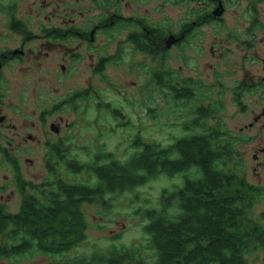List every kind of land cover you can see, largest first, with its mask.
Segmentation results:
<instances>
[{
	"label": "flooded vegetation",
	"instance_id": "obj_1",
	"mask_svg": "<svg viewBox=\"0 0 264 264\" xmlns=\"http://www.w3.org/2000/svg\"><path fill=\"white\" fill-rule=\"evenodd\" d=\"M145 1L95 0L102 8V20L91 27L76 26L73 19L67 21L65 17L73 12L72 9H67L62 14L50 13L51 18L45 17L48 13L39 12L38 20L29 24L16 16L15 21L9 20L8 31L16 38L17 45L0 47V211L2 208L8 211L7 204L3 201V193L20 196V211L25 196L32 197L48 190L50 154L57 148L64 151L68 146L62 136L61 126L65 122L60 113L65 109L77 112L87 98L98 100L100 96L91 84L98 78L108 83L111 79L109 70L114 64L120 66L128 76H136L139 80L145 78V59H148L155 66L150 77L152 82L170 91L171 97L176 98L175 90L185 82L200 84L201 91L198 94L202 100H209L210 88L193 76H181L176 70L165 68V62L170 52L183 51L184 46L199 47L203 54L210 32L213 38L222 42L219 58L227 68L223 74L231 76L232 79V82L218 81L214 89H217L216 99L219 102L222 127L236 137L234 145L238 160L235 168L241 182L240 189L246 187L251 192L259 191L264 194V186L248 181L250 171L254 176H264V146L260 145L252 154V168L242 151L243 147L254 141L246 135V131L264 118V110L259 115H254L256 101L259 99L264 103V57L261 54L264 47V0H181L186 6L185 23L177 31H173L171 25L167 31L154 24L151 20L152 11L142 10ZM153 1L156 3L154 8L157 14L167 13V4L170 8L177 7L176 0H164V5L162 0ZM120 6L125 8L126 15ZM230 7L234 8V25L227 28L226 17ZM118 21H123L128 30L125 43L113 52L111 43L114 40L110 32L118 29ZM12 24L19 25L13 27ZM100 36L103 37V46L98 45ZM211 52L214 55L213 46ZM84 60L90 62L91 76L87 80L90 86L75 88L66 96L62 91L63 87L73 67L81 66ZM35 81L58 86L52 94L56 101L40 117L42 124L46 128L49 126L50 130L43 140V162L47 176L41 182L34 181L31 172L33 160L29 158L31 144L38 142L32 133L34 125L31 121ZM228 95L241 116L253 117V122H242L243 125L237 131L229 128L225 120ZM89 105L95 110L101 107V103L94 105L91 101L86 103V106ZM209 105L210 102L203 106ZM47 115H51V118L57 115L58 120L49 122ZM18 117L24 120L22 126L17 123ZM67 126L69 127L68 124ZM3 169L10 173L9 177H2ZM1 240L0 234V242Z\"/></svg>",
	"mask_w": 264,
	"mask_h": 264
},
{
	"label": "trees",
	"instance_id": "obj_2",
	"mask_svg": "<svg viewBox=\"0 0 264 264\" xmlns=\"http://www.w3.org/2000/svg\"><path fill=\"white\" fill-rule=\"evenodd\" d=\"M6 10L15 21L16 4ZM199 85L184 82L175 90L174 99L191 114L186 134L171 145L139 138L125 161L101 154L87 164L70 158L68 148L51 152L48 190L25 196L16 214L0 211V258L38 252L54 260L48 264H249V257L264 250V228L251 218L253 203L263 195L240 189L236 137L222 127L218 101L199 103ZM62 166L94 182L68 181ZM177 175L181 185L164 189L157 206L135 212L144 222L145 247L70 256L87 239L85 205L109 212L120 196Z\"/></svg>",
	"mask_w": 264,
	"mask_h": 264
},
{
	"label": "rangeland",
	"instance_id": "obj_3",
	"mask_svg": "<svg viewBox=\"0 0 264 264\" xmlns=\"http://www.w3.org/2000/svg\"><path fill=\"white\" fill-rule=\"evenodd\" d=\"M176 1L177 7L171 6L170 8L167 4L168 11L165 14L156 13L154 8L156 3L153 0H146L142 10L152 11L151 20L162 29L168 31L171 25L172 30L177 31L185 23L186 6L181 0ZM10 3L16 4L14 16L26 24L36 22L39 12L48 13L45 17L51 18L50 13L62 14L67 9H72L73 12H70L65 18L67 21L75 20L76 26L91 27L102 20V8L95 0H0V47L17 45L16 38L8 31L10 13L7 12L6 6ZM162 4H165L164 0H162ZM120 9L125 15L127 14L123 6H120ZM233 13L234 8L230 7L226 17L227 28H232L234 25ZM118 22V29L110 32L114 40L111 43L113 52L125 43L128 30L123 21ZM102 36L98 41L99 46H103ZM221 43V40L213 38L212 32H210L208 45H205L203 54L199 47L184 46L183 51L177 50V52L173 51L168 54L165 68L176 70L181 76H193L210 88L211 92L208 96H211L214 101H218L216 99L217 89H214V86H217L218 81L230 82L232 80L231 76L223 74L227 68L224 61L219 58ZM211 46L214 48V55H212ZM261 54L264 57V47L261 49ZM150 63L151 61L145 59V78L139 80L136 76H128L120 66L114 64V67L109 70L111 79L108 83H104L101 78H98L95 83L91 84L94 85L100 96L98 100L87 98L82 102L77 112L65 109L60 113L65 122L61 126L62 136L66 139L67 148L71 151L70 158L87 164L92 162L97 155L112 154L120 161H125L135 153V143L139 138L143 141L157 142L168 146L186 134L184 127L190 121V107H184L182 100H175L171 97L170 91L152 82L150 77L155 66ZM89 64L88 60H84L81 66L73 67L62 90L66 96L71 94L75 88L90 86V83L87 82L91 76ZM226 65L228 66V64ZM132 82H136V84ZM40 87L43 89L40 90ZM57 89V85L41 84L37 81L34 83L31 121L34 125L32 133L37 137L38 142L31 144L32 156L30 155L29 158L33 160L31 172L35 182H41L47 176L43 162L45 152L43 140L45 134L50 133V130L49 126L46 128L42 124L40 117L44 111L50 109L51 103L56 101L52 94ZM199 96L201 98V95ZM89 101L94 105L101 103V107L99 106L95 110L92 105L86 106ZM209 102L210 100L207 99L199 101L201 105L205 106ZM256 104L257 109L254 115H259L264 110V103L258 99ZM114 111L118 113L115 114ZM47 118L50 119L49 122L58 120L57 115L52 118L51 115H47ZM252 118L250 115L241 116L232 104L231 96H227L225 120L229 128L237 131L243 123L253 122ZM17 123L22 126L24 120L18 117ZM246 135L254 139L252 144L242 148L247 156L248 164L252 168V154L260 145L264 146V118L252 129L246 131ZM60 173L68 181L88 183L90 178V181L94 182L93 177L83 173L73 174L63 166ZM9 175L10 173L3 169L2 177H9ZM248 176L250 183L264 186L263 175L254 176L250 171ZM179 185H181L180 176L177 175L174 178L161 176L147 186L137 189L134 194L126 193L116 201L114 200L112 211L106 212L97 205H85L84 211L89 225L86 232L87 239L80 247L72 251L70 256L89 255L96 250L109 251L113 248L142 249L146 246V236L143 234L144 222L135 215V212L141 207L157 206L164 189L171 191ZM135 194L137 197L134 196ZM2 197L9 212L19 211L21 198L18 194L3 193ZM252 206V220L264 228V196L258 198ZM144 254L147 258L151 257V252L146 251ZM52 261L54 260L38 252L21 257L0 258V264H48ZM248 262L249 264H264V250L249 257Z\"/></svg>",
	"mask_w": 264,
	"mask_h": 264
},
{
	"label": "water",
	"instance_id": "obj_4",
	"mask_svg": "<svg viewBox=\"0 0 264 264\" xmlns=\"http://www.w3.org/2000/svg\"><path fill=\"white\" fill-rule=\"evenodd\" d=\"M217 15H219L220 13H216Z\"/></svg>",
	"mask_w": 264,
	"mask_h": 264
}]
</instances>
